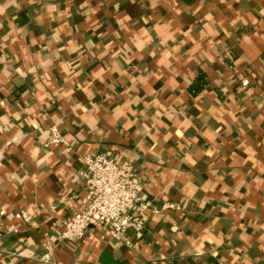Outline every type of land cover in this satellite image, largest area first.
<instances>
[{
    "label": "crops",
    "instance_id": "obj_1",
    "mask_svg": "<svg viewBox=\"0 0 264 264\" xmlns=\"http://www.w3.org/2000/svg\"><path fill=\"white\" fill-rule=\"evenodd\" d=\"M103 152L179 208L62 241ZM0 264H264V0H0Z\"/></svg>",
    "mask_w": 264,
    "mask_h": 264
},
{
    "label": "built area",
    "instance_id": "obj_2",
    "mask_svg": "<svg viewBox=\"0 0 264 264\" xmlns=\"http://www.w3.org/2000/svg\"><path fill=\"white\" fill-rule=\"evenodd\" d=\"M62 132L58 126L52 127L45 145L67 146ZM79 176L87 191L84 207L63 221L62 241L78 243L96 224L112 239L120 238L131 245L128 235L142 233L147 228V211L162 215L166 210L179 208L169 202L159 210L153 208L144 197L145 182L139 170L130 161L119 162L107 152L85 156ZM177 229L176 226L172 228L173 231ZM46 249L50 253L53 248L46 246Z\"/></svg>",
    "mask_w": 264,
    "mask_h": 264
}]
</instances>
